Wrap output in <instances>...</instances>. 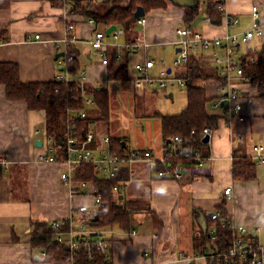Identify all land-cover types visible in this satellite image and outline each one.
I'll list each match as a JSON object with an SVG mask.
<instances>
[{"label":"crops","instance_id":"obj_1","mask_svg":"<svg viewBox=\"0 0 264 264\" xmlns=\"http://www.w3.org/2000/svg\"><path fill=\"white\" fill-rule=\"evenodd\" d=\"M64 1L9 0L7 6L0 7V62L15 63L22 82L52 80L62 67L58 65L56 54L62 52L66 24L72 22L78 38L74 44L76 57L80 69L86 72V83L91 87L107 88L110 109L113 96L115 112L118 107L126 106L122 98L134 104L137 96L149 97L155 102L163 94L162 98L170 104L178 102L177 108L167 111L168 114L179 113L187 103L185 86L165 89L153 83L139 95L131 79L116 80L109 76V68L122 64L123 60L132 77L138 73L134 69L136 61L153 59L148 53V45L134 49L124 45L135 41L137 36L163 48L172 45L173 53L166 55L168 72L184 76L185 64L174 66L171 63L178 48L175 43L180 36L177 28L187 26L208 37L243 33L253 25L251 8L256 5L255 21L262 26V32L247 41L244 51L240 49L242 42L237 43L233 57L238 61L252 48L258 50L264 44V0H225L221 24L209 22L205 14L206 0H200L199 14L191 20L195 25L187 22L183 13L185 6L194 5L197 0H189V3L167 0L166 6L145 12L144 26L135 20L128 38L124 31L115 40L111 34L107 35L108 62L104 64L90 44L92 33L95 30L106 32L112 25L122 28L121 25L90 21L92 17L72 10V2ZM81 1L95 5L106 0ZM201 14L204 17H199ZM233 17L237 22H231ZM240 21L246 22L242 26L245 29L236 31ZM119 38L123 40L121 43L117 42ZM118 52L120 58L115 56ZM191 53L197 56L204 69L216 71L214 55H223L224 50L222 47L197 48ZM155 66L154 61L148 72L151 73ZM201 84L209 98L206 112L215 116L216 122L211 126L210 139L204 147L207 150L197 164L182 168L181 177L177 179L160 178L145 161L120 164L124 188L119 198L120 203L126 202L128 206L130 223L129 228L117 224L103 228L110 243L111 264H216L218 257L205 245V251L202 246L200 250L195 248L194 239L208 233L207 228L213 224L208 213L219 209L217 206L222 207L235 223L245 225L251 237L264 242V158L257 162L251 157L255 162L254 179H238L232 173L234 153L248 156L247 147L264 142V99L256 86L235 75L230 85L239 93L237 100L241 102L243 118L229 117L213 107V103L224 96V80L214 76ZM176 92L181 93L179 101L174 95ZM84 108L86 115L93 118L89 127L94 133L91 145L96 155L105 148L103 137L111 135L121 137L125 149L149 148L156 155L164 154L160 121L153 115L159 110L132 118L138 123L133 124L134 135L132 126L112 124V117L102 130L98 125L100 120L94 119L98 114L96 103L86 104ZM45 136V111L28 109L23 100L8 99L4 85L0 83V153H5L9 160L7 165L0 163V264H50L41 258L44 247L32 242L33 221L51 223L70 217L75 221L85 220L89 227L95 228L85 219L86 214L96 212L92 196L87 190L71 194L60 180V171L67 165L62 161L36 160L43 149ZM227 187L230 191L226 194L224 189ZM80 204H86L88 211L76 212L75 207ZM153 233H156L155 238ZM42 237L47 238L45 241L53 240L47 235L38 236ZM146 250H149L147 255L144 254Z\"/></svg>","mask_w":264,"mask_h":264},{"label":"trees","instance_id":"obj_2","mask_svg":"<svg viewBox=\"0 0 264 264\" xmlns=\"http://www.w3.org/2000/svg\"><path fill=\"white\" fill-rule=\"evenodd\" d=\"M72 2V10L78 11L85 16L92 17L97 22L105 25L120 24L127 38L131 34V29L136 20L133 13L137 6H142L147 12L151 8L166 6L167 0H106L91 4H83L81 0H67L65 3ZM225 0H206L205 14L209 22L221 24L224 11L219 8ZM62 2V0H55ZM126 2V3H125ZM199 2L194 5L184 7L183 16L187 22H190L198 15ZM9 0H0V7H5ZM93 3V2H92ZM129 40V39H127ZM66 45L63 48L64 65L59 68L69 74L76 75L80 70L79 61L75 55L76 49ZM74 53V57L72 56ZM253 58V60H249ZM111 66L109 76L116 80H129L132 77L128 74L127 64L123 63ZM242 67V74L248 77V81L256 86L260 97L264 99V44L258 50H249L239 59ZM199 62L194 53L189 55L185 63L186 78V106L179 113H162L155 111L154 116L160 121V128L164 146V163L159 168H174L176 164H181L182 168H191L197 164L202 154L206 152L204 148L208 142L202 141L203 127L213 126L216 117L206 112V106L209 101L204 86L201 81L218 77L215 70H210ZM0 83L4 85L5 95L10 100H23L28 109L44 110L46 134L53 139L55 146V156L60 159L65 156V133L67 123V112L70 107H84L81 88L77 82L65 83L57 78L49 81L22 82L19 79L18 67L15 63L0 62ZM83 90L91 92L94 102L97 105L98 114L95 120L108 123L111 117L110 94L107 88H92L88 83L83 85ZM72 95V97H71ZM92 116H85L73 122L74 134L77 139H82V132L90 130ZM179 136L182 141L177 146L169 150L168 144L170 137ZM109 148L113 152H123L125 150L121 137H109ZM74 177L87 179L90 184L97 187L102 193L103 199L107 204L98 211L85 215L86 222L95 228H106L119 225L121 228H129L130 213L126 202L120 203L121 199H113L112 186L117 181H122V175L119 171L114 177L104 178L98 176L94 165L90 162H82L74 169ZM233 177L243 180H250L256 177L255 162L250 156L234 153L232 157ZM219 208L221 216H226L222 207ZM105 211V212H104ZM212 221V218H209ZM85 221V220H84ZM60 227L58 229H64ZM53 228L50 223L44 221H33L31 223L32 242L40 244L45 249L44 259L50 264H65L69 258V250L64 245L55 240L47 238H38L41 235L52 237L58 230ZM255 239V238H253ZM231 244V231L227 228L217 227L214 239H211L206 233L200 238L194 239L195 248L200 250L201 246H206L213 253L226 251ZM72 264H111L110 258L102 255H96L94 259L87 258L83 252H76L73 255ZM216 264H245L244 260L236 259L232 262H224L219 259Z\"/></svg>","mask_w":264,"mask_h":264},{"label":"built area","instance_id":"obj_3","mask_svg":"<svg viewBox=\"0 0 264 264\" xmlns=\"http://www.w3.org/2000/svg\"><path fill=\"white\" fill-rule=\"evenodd\" d=\"M64 1V0H62ZM221 10H224V5L219 6ZM252 16L254 18L253 25L245 30L241 34L224 35L223 37H208L202 33L192 30L187 26L177 28L176 32L180 35L175 41L179 50L176 51V56L171 60L172 65L179 66L185 64L189 58L190 52L197 48L209 49L210 47H222L224 54H215L214 62L216 65V74L218 78L224 80L223 88L226 95L222 98L225 99L223 104H220V100L213 103V107L220 110L222 115L237 116L239 119L243 118L241 113V102L238 101V91L230 85V80L235 75L240 76L244 80L248 81V77L243 76L242 67L239 64V60L236 61L233 57L235 53L237 43H247L254 34H261L262 26L259 25L258 21H255L257 17V6L253 5L251 8ZM136 20L141 25H145V18L143 16L136 17ZM231 22H237V18H230ZM90 21H94L90 18ZM74 24L67 22L66 32L63 37V48L66 45L75 48L74 44L77 41V35L73 31ZM123 33L122 28L115 27L109 33L104 30H95L92 33L90 39L91 46L96 49L101 57V62L106 64L108 59L106 57V51L109 41L106 39L108 34L114 38V40ZM240 35V36H238ZM135 41H129L124 43L128 49H134L139 45L147 46L148 43L144 38L137 36ZM76 55V53H75ZM74 57V53L72 55ZM116 58L121 57V53L115 54ZM163 63L162 68L158 72V76L154 77L149 74V69L154 66V60L152 58H146L142 61H136L134 63V69L138 72L132 76V84L137 90H144L145 87L156 83L161 88H172L175 86H186L185 76L175 75L168 72L166 63H168L167 56L160 58ZM249 60H253L250 58ZM58 65H64V59L61 56L57 57ZM55 78L62 82H77L80 85L81 93L83 97V104H91L94 102L91 92L83 90V85L86 84V72L80 69L76 75L69 74L64 70L58 69ZM92 88L99 89V85H95ZM72 97V95H71ZM226 104V106H225ZM86 116L84 107L72 108L70 107L67 112V123L65 133V156L64 158L58 159L55 156V146L53 145V139L51 136H45L43 140V149L37 154L36 160L39 161H62L67 165L66 169L60 171L59 177L61 182L69 188L71 194L82 193L87 190L92 196L93 205L95 211L101 209L107 201L103 199L102 193L97 189L96 186L90 184L89 180L75 178L74 169L82 162H90L94 165L95 172L98 176L104 178L114 177L120 170V164L122 162H134V161H145L152 169L155 170L157 176L164 179H177L181 177L182 166L176 164L174 168H159L164 163V154L156 155L149 148L133 147L127 148L123 152H113L109 148V136H104L105 148L101 150V153L96 155L93 151L91 143L94 140V133L91 130L82 132V139H77L74 131L73 122L79 118ZM212 132V127L206 125L203 127L202 137L208 134L209 137ZM239 136V134H238ZM170 143L168 149H174L178 143L182 141L179 136L170 137ZM246 155L256 159L257 162H261L264 158V142L253 144L246 149ZM0 163L7 165L9 163L5 153H0ZM124 185L121 181H117L112 186V194H115L116 198L120 199L119 196L122 193ZM230 188L224 189V193H229ZM75 211L78 213H84L88 211L86 204H80L75 207ZM105 212V211H104ZM208 216L212 218L213 224L207 228V232L211 239H214L217 231V227L227 228L231 231V244L226 251L213 253L218 259L224 262H232L236 259L244 260L245 264H264V242L259 239H253L248 233L245 225L235 223L229 216H221L219 209H214L208 213ZM53 228L65 227L64 229H58L52 235L53 240L64 245L69 250L68 264L73 263V255L76 252H83V254L89 258L94 259L96 255H102L105 258L110 256V243L105 235L103 228H91L84 221H75L73 219L65 218L51 221ZM153 238L156 237V233L152 234ZM205 251V246H202ZM207 252V251H206ZM213 252V251H212ZM145 255L149 254V250L144 252ZM204 254V253H202ZM206 256V254H204ZM45 257V251L41 252V258ZM189 259V258H188Z\"/></svg>","mask_w":264,"mask_h":264},{"label":"rangeland","instance_id":"obj_4","mask_svg":"<svg viewBox=\"0 0 264 264\" xmlns=\"http://www.w3.org/2000/svg\"><path fill=\"white\" fill-rule=\"evenodd\" d=\"M198 14H199V12H198ZM199 17L202 18V17H204V15L201 14ZM245 23H242L240 21L238 24V27H236L235 30L239 31V30L245 29V27H242L243 25H245ZM191 24L195 25V21L194 22L191 21ZM236 33L239 34L240 32H236ZM231 34H233V33H231ZM238 36H240V35H238ZM120 38H121V36H120ZM120 38H119V41L117 40V42H119V43H121L123 41ZM245 45H246L245 43H241L240 49L242 51L245 50ZM170 47H165L166 48V50H165V48H163V46L161 47L160 45L148 43V47H147V49H149L148 53L150 54L151 57H153V59H155L154 61L156 62V66L153 68V70H151L152 74L149 73L150 75L156 76V74H158V72L160 71V69L163 66V64H162V66L160 65L162 63L160 58L164 57L168 54L173 53L172 45ZM252 49H254V48H252ZM175 56H176V53H174L173 57H175ZM176 87H178V86H176ZM138 91H139V95H140L142 93V91L141 90H138ZM162 95H160L155 100V102H153V100L149 97L143 98V97L137 96L135 101H134V104H132L131 100L129 102V100L126 101L124 98H122V103L126 104V106H124V108L118 107L116 112L113 110L114 100L112 98L113 96H111V109H112V111H111L112 122L111 123L112 124H121L122 123V126H126V125L132 126L133 134L135 135V129L136 128L134 125L138 124V123H136V121H133L134 119H132V118L140 117L145 113H151V111H154V109H157L162 113H167V111H171V110L177 108L178 102L176 104H170L166 98H162ZM174 95H175V97L178 98V101H179V98H181V93L176 92ZM175 102H176V100H175ZM111 117H110V120H111ZM152 121H154V119H152ZM98 125L102 130H104L106 128L105 127L106 123L103 121H98ZM112 195H113V199H115L116 198L115 194H112Z\"/></svg>","mask_w":264,"mask_h":264},{"label":"water","instance_id":"obj_5","mask_svg":"<svg viewBox=\"0 0 264 264\" xmlns=\"http://www.w3.org/2000/svg\"><path fill=\"white\" fill-rule=\"evenodd\" d=\"M173 1H175V2H177V3H189V0H173ZM144 14H145V10H144V8H143L142 6H140V5L136 7V9H135V11H134V13H133V15H134L135 18H136V17L143 16ZM114 28H115V25L110 26L109 28L106 29V33H109V32H110L111 30H113ZM178 50H179V48H176V51H178ZM61 54H63V52H58V53L56 54V57L60 56ZM168 70H169V69H168ZM226 94H227V92H224V95H226ZM224 101H225V99L222 98V99L220 100V104L222 105ZM209 139H210V137H209L208 134H205V136L202 137V141H203V142H208ZM123 143H124V142L122 141V144H123Z\"/></svg>","mask_w":264,"mask_h":264}]
</instances>
